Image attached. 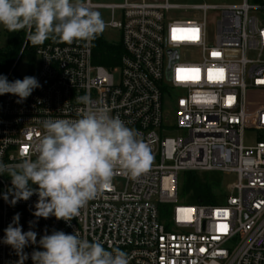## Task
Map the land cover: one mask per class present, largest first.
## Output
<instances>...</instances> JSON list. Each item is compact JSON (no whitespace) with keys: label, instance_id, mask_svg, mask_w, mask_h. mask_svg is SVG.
I'll return each instance as SVG.
<instances>
[{"label":"built area","instance_id":"1","mask_svg":"<svg viewBox=\"0 0 264 264\" xmlns=\"http://www.w3.org/2000/svg\"><path fill=\"white\" fill-rule=\"evenodd\" d=\"M85 3L111 12L104 31L118 32V39L102 37L121 43L119 64H94L93 40L39 46V66L30 76L41 87L22 103L0 95V162L35 160L42 122L80 118L85 105L78 98L87 95L92 107H107L137 133L152 164L135 180L116 170L109 187L70 223L36 218L37 194L11 205V182L0 174V264L19 260L2 242L17 213L22 230L37 233V243L24 248V264H33L32 252L44 250L40 238L54 230L118 248L129 264H264V0ZM178 11L192 18H175ZM188 69L198 72L181 71ZM191 172L236 181L224 190L223 204L188 206L179 201L178 178Z\"/></svg>","mask_w":264,"mask_h":264},{"label":"clouds","instance_id":"2","mask_svg":"<svg viewBox=\"0 0 264 264\" xmlns=\"http://www.w3.org/2000/svg\"><path fill=\"white\" fill-rule=\"evenodd\" d=\"M0 25L9 32L26 30L25 48L43 45L50 38L67 44L91 42L106 27L101 13L89 8L85 0H0ZM39 87L32 76L10 82L0 75V95L14 94L19 97L17 103ZM78 103L85 105L80 118L42 122L43 133L33 144L35 160L26 156L14 165L0 162V174L11 177V205L38 195L33 212L36 218L54 216L70 223L109 187L116 170L135 180L152 164L149 146L119 117L110 116L107 107H92L87 95L80 96ZM4 199L8 200L7 194ZM19 219L20 214H15L4 229L2 242L15 250L19 257L16 264H24L28 259L24 248L37 243V233L24 232ZM39 245L44 250L32 252L33 264H129L126 252L118 248L109 251L77 232H45Z\"/></svg>","mask_w":264,"mask_h":264},{"label":"trees","instance_id":"3","mask_svg":"<svg viewBox=\"0 0 264 264\" xmlns=\"http://www.w3.org/2000/svg\"><path fill=\"white\" fill-rule=\"evenodd\" d=\"M34 30V29H33ZM26 30L18 32L5 31L6 46L0 50V75H4L7 79L15 81L21 79L15 69L20 58L27 54L34 60L36 49L39 46H31L25 48ZM61 45L59 39H49L43 45ZM23 50V52H21ZM123 54V48L120 42L111 43L105 40L102 35H97L93 39V62L106 68H112L119 64L120 57ZM19 59V60H18ZM4 178L11 182V177L5 173ZM35 186V185H33ZM12 188V184L9 190ZM2 187L0 185V199ZM178 197L179 201L184 205H221L224 203L225 193L222 184L221 175L216 173H184L178 178Z\"/></svg>","mask_w":264,"mask_h":264},{"label":"rangeland","instance_id":"4","mask_svg":"<svg viewBox=\"0 0 264 264\" xmlns=\"http://www.w3.org/2000/svg\"><path fill=\"white\" fill-rule=\"evenodd\" d=\"M92 4H120L123 3L124 0H90ZM243 0H170L172 4L178 5H187V6H232V5H239L242 3ZM86 2V0H85ZM95 11H99L105 23L109 22L111 19V12L104 9H93ZM175 18H185L189 19L192 16L189 13L184 12H175ZM214 13L209 12L207 14L208 22H212L214 19ZM6 28L3 25H0V50L4 49L6 46V37H5ZM101 35L108 40L115 41L118 39V32L115 31H103ZM19 60V59H18ZM39 66V59L35 58L32 60L27 54L23 55L15 69V73L20 77L24 78L25 76H30L33 73V70H36ZM168 120L170 121L171 118L169 117ZM252 135L247 133V140H252ZM223 189L225 192H229V188L234 184L236 181L235 176H225L221 175Z\"/></svg>","mask_w":264,"mask_h":264},{"label":"snow or ice","instance_id":"5","mask_svg":"<svg viewBox=\"0 0 264 264\" xmlns=\"http://www.w3.org/2000/svg\"><path fill=\"white\" fill-rule=\"evenodd\" d=\"M175 31V30H174ZM183 31H188V32H192V33H196L199 30L198 29H186ZM213 55H218V53H213ZM181 71H187V72H198V69H188V70H181ZM220 72H222L223 70H219ZM190 79H194V77H189ZM211 78V75H210Z\"/></svg>","mask_w":264,"mask_h":264}]
</instances>
